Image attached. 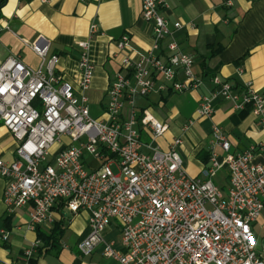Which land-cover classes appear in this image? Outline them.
<instances>
[{
    "label": "built area",
    "instance_id": "obj_1",
    "mask_svg": "<svg viewBox=\"0 0 264 264\" xmlns=\"http://www.w3.org/2000/svg\"><path fill=\"white\" fill-rule=\"evenodd\" d=\"M167 6L168 0H142V17L154 35L150 50L136 48L127 34L116 40L120 68L98 118L91 116L87 94L95 74L88 40L78 42L80 93L55 73L58 55L38 68L14 55L0 60V124L18 141L13 160L0 158V176L7 179L4 202L9 211L32 205L31 229L53 222L55 208L87 212L88 231L77 242L84 256L102 246L104 256L120 264H264L252 228L264 208V163L254 161L257 151L264 154V140L233 153L223 127L214 123L211 165L206 177L193 176L177 149L182 137H174L168 150L153 145L168 125L147 109L136 110L137 95L183 92L202 83L193 55L175 39L167 43L165 59L154 52L173 34ZM173 26L177 30L182 23ZM96 29L92 23L90 33ZM3 30L0 25V36ZM29 44L44 62L50 41L40 36ZM214 80L212 97L230 99L236 108L250 106L264 129V95L252 83L239 93L229 81ZM212 97H203L199 116L212 115ZM142 129L151 142L142 140ZM224 167L226 191L211 178ZM113 219L120 224V242L103 234Z\"/></svg>",
    "mask_w": 264,
    "mask_h": 264
},
{
    "label": "crops",
    "instance_id": "obj_2",
    "mask_svg": "<svg viewBox=\"0 0 264 264\" xmlns=\"http://www.w3.org/2000/svg\"><path fill=\"white\" fill-rule=\"evenodd\" d=\"M165 13L173 34L154 52L165 59L166 45L175 39L183 51L193 55V69L202 83L183 92L166 90L137 95L135 107L139 113L149 110L168 125L167 131L157 137L153 145L168 150L174 137L181 136L177 149L183 166L193 176L206 177L204 171L211 165L209 145L214 123L223 127L233 153H242L264 140V129L250 106L236 108L230 99L211 95L216 87L215 77L229 81L239 93L248 82L252 83L253 88L264 95V0H168ZM175 21H181L182 27L175 30ZM92 23L97 25L94 34L90 33ZM0 25L4 28L0 36V60L14 55L38 68L41 64L45 67L53 54L58 55L54 71L71 82L77 93L81 92L82 79L78 42L88 40V55L95 64V74L87 94L90 111L93 103L100 106L99 117L106 109L109 86L120 68L122 55H115L116 40L127 34L133 45L144 51L154 44L152 24L142 17V0H0ZM40 36L51 43L44 62L29 44ZM205 96L212 97L213 113L209 117H201L197 112ZM129 109L127 103L126 111ZM199 123L208 125L207 133ZM193 127L208 137V142L200 141ZM187 132L195 141L186 137ZM141 135L144 142L152 141L149 131L142 129ZM17 146L12 133L0 124V158L13 160ZM60 148L57 144L53 150ZM217 150L223 153L220 147ZM254 161L264 163V154L257 151ZM225 172L229 183L226 168ZM6 185L7 179L0 176V264H120L105 257L102 249L97 248V252L86 258L78 254L77 246L76 249L72 246L88 231L87 212L70 211L69 217L68 211L55 208L53 222L31 229L28 224L32 205L9 211L4 202ZM56 225L59 227L56 229L57 246L49 251L46 247L40 248L45 242L38 236V230L50 232ZM252 228L257 253L264 259V208ZM3 230L7 238L3 237ZM63 236L68 237V241L63 240ZM37 240L39 245L33 248ZM95 252L100 257L97 261H94Z\"/></svg>",
    "mask_w": 264,
    "mask_h": 264
},
{
    "label": "rangeland",
    "instance_id": "obj_3",
    "mask_svg": "<svg viewBox=\"0 0 264 264\" xmlns=\"http://www.w3.org/2000/svg\"><path fill=\"white\" fill-rule=\"evenodd\" d=\"M100 113H101L100 106H98L96 103H93L92 106H91V116H93L95 118H98L99 115H100ZM199 125H200L202 131L207 133L208 125H205V124L202 125V123L201 124L199 123ZM192 131H193L194 135L200 141H202V142L207 141L208 142V140H206V138H208V137L203 136L200 132H198L196 127H193L192 128ZM176 134L178 135V133H176ZM173 137L174 136H172V138ZM186 137H188L189 139L195 141L194 138H193L194 136L190 132H187L186 133ZM113 168H114V170H116V167L115 166H113ZM224 175H226L225 168H224V170H221V172L218 173L216 176L212 177V179H213V181L215 183H218L221 186H223V190L226 191L227 186H228V180H227V178L224 177ZM68 216L71 217L70 211H68ZM86 222H87L86 225L88 227V219H86ZM103 234H104V237L106 239H115L117 242H120V239H121V231H120V224H119L118 220L117 219H113L111 221V224L107 227V229L104 231ZM62 239L65 240V241H68V237H66V236H63ZM72 244H73L72 246L76 249L77 243H72ZM98 248L99 249H102V247H98ZM98 250H96V252ZM96 252L94 253V255H95L94 261H97L100 258L99 255H98V253H96ZM78 254L81 256L80 253H78ZM83 257H86L87 258L88 256H83Z\"/></svg>",
    "mask_w": 264,
    "mask_h": 264
},
{
    "label": "trees",
    "instance_id": "obj_4",
    "mask_svg": "<svg viewBox=\"0 0 264 264\" xmlns=\"http://www.w3.org/2000/svg\"><path fill=\"white\" fill-rule=\"evenodd\" d=\"M56 229H59L58 225H56L55 228L50 232L41 231V229L38 230V236L45 242V244L43 246L41 245L40 248L46 247V250L49 251L51 247L53 248L57 246L58 240L56 236Z\"/></svg>",
    "mask_w": 264,
    "mask_h": 264
}]
</instances>
